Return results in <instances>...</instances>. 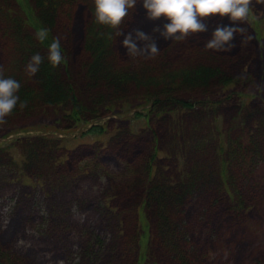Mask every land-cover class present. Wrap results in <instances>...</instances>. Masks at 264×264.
I'll use <instances>...</instances> for the list:
<instances>
[{"label":"rangeland","instance_id":"374dc122","mask_svg":"<svg viewBox=\"0 0 264 264\" xmlns=\"http://www.w3.org/2000/svg\"><path fill=\"white\" fill-rule=\"evenodd\" d=\"M83 9L79 11L83 13ZM143 11L138 0L120 25L123 29L118 36L121 46L123 33L136 28L150 33L155 41H163L158 32L152 31L162 20L148 19ZM205 22L207 25L212 22L208 25L212 30L217 24L241 21L210 14ZM74 23L72 35H62L65 61L71 63L69 72L77 70L79 94L85 85L93 93L103 94V89H97L93 82L83 84L78 72L84 59L80 28L85 29V22L79 15ZM243 26L245 31L237 32L230 50L205 48L207 32L196 33L200 37L197 42H186L184 52L197 47L190 51L194 60L217 59L224 66L231 65L229 72L240 78L231 85L234 95L226 94V98H222V92L218 91L209 98L216 104L212 103L206 110L195 106L194 111H199L196 113L199 116H192L191 109L176 106L172 113L133 118V110L141 106L139 100L133 98L137 87L129 84L123 92L133 104L104 111L98 119L81 116L83 122L75 130L61 120L58 109L24 116L11 112L0 121V139L16 131L13 134L20 139L17 144L26 141L22 146H13V141L0 143V253L11 257L12 262L8 264H179L167 257V251L161 250L166 230L159 223L163 216L155 192L158 184L162 186L159 175L167 184L166 177L177 174L182 156L212 167V162L216 161L213 150L220 134L224 133L230 142V153L233 152L232 141H248L252 130L264 137V0H252L250 15ZM66 37H72L75 44L71 55L73 57L74 50L76 61L70 57V48L65 46ZM157 46L161 49L160 44ZM116 47L117 41L112 44L113 49ZM201 47L205 48L203 52ZM175 50L180 49L175 48L174 53ZM4 57L0 51V62ZM119 58L135 63L146 57L129 56L125 48ZM181 60L184 59H173ZM250 72L254 79L248 84L241 83L242 77ZM108 99L117 101L119 96L113 94ZM80 102L91 108L96 104L93 102L91 106L87 98H80ZM236 116L235 125L229 127ZM91 123L102 127V132L88 133ZM80 128L84 129V135L78 131ZM44 132H52L53 136L48 138ZM38 137H46L54 143H45ZM43 145H54L51 154L56 163L40 158L41 162L30 167L36 151ZM64 147L72 151L68 153ZM75 155L79 157L77 162ZM148 158L147 173L148 164L142 171L140 165L145 166ZM151 158L155 159L154 164ZM24 166L27 168L23 169ZM229 166L236 167L234 163ZM154 168L158 176H154ZM54 170L59 172L57 186L52 184L55 180L46 175H34L52 176ZM230 172L236 175L243 195L237 210L229 209L234 189L218 176L200 183L180 205L171 199L169 212L179 220V211L181 215L179 252L190 264H264V165L255 172ZM216 181L224 190L213 198ZM144 201L150 204L143 213L150 236L141 256L139 216Z\"/></svg>","mask_w":264,"mask_h":264},{"label":"trees","instance_id":"16d2710c","mask_svg":"<svg viewBox=\"0 0 264 264\" xmlns=\"http://www.w3.org/2000/svg\"><path fill=\"white\" fill-rule=\"evenodd\" d=\"M80 8H85L83 13L79 11ZM92 9V0H0V51L5 56L0 62V71H3L4 75H12L20 80L21 87L18 94L21 100L27 101L22 107L18 102L12 112L24 116L49 109H58L61 120L68 122L69 128L74 129L77 126L80 127L79 124L83 122L81 116L98 117L104 111L116 109L121 107L124 102H129L128 96L123 92L129 84L132 87H137L135 88L137 94L133 98H137L140 104L152 102L149 108L143 113L134 114V117L160 116L172 113L176 106H181L186 110L191 109L192 115L199 116L200 114H196L199 111H194V107L199 106L206 110L212 103L216 104L209 98L218 91L222 92V98H226V94H235L231 85L236 84V80L240 78L229 72L232 68L231 65L224 66V63L217 59L194 60L192 52L190 53L194 48H197L194 46L184 52V47H187L186 42L199 41L200 37L196 33L189 34L185 39L174 42L161 36L163 41H156L157 44L161 45L159 54L139 58L135 60V63H127L119 58L125 47L119 44L118 36L114 35L115 29L95 22ZM79 15L85 22V29L82 26L80 28L83 37L81 50L84 59L80 63L78 72L83 78V84L93 82L97 89H103V94L93 93L86 85L79 94L77 70L69 72L70 60L66 62L64 59V62L62 61L54 67L46 58L47 45L54 37L60 38L61 50L65 56L66 51L62 35L68 33L72 35L74 19L78 18ZM128 16L129 14L124 18V21L127 20ZM41 27L49 29L48 39L45 41H40L36 36ZM116 41L117 47L113 49L112 44ZM64 43L70 48L69 53L72 57L71 48L75 45L72 37H66ZM175 48H179L181 51L175 50L176 53H174ZM204 49L201 47L202 52ZM209 50L211 51V49ZM34 52H40L45 56V59L39 70L34 75H30L26 71L25 65ZM73 58L76 61L74 50ZM174 58L184 60L175 62L173 61ZM253 79L254 75L250 72L249 75L247 73L242 77L241 83L248 84ZM225 91L228 93L224 94ZM106 94L108 95L107 98ZM113 94L119 96V100L108 99ZM80 98L83 100L87 98L91 106L93 102L96 104L92 108L88 107L80 102ZM90 108L91 110H89ZM24 111L30 112L24 113ZM241 117L239 116V119ZM237 119L238 116L232 118L228 126L233 127ZM239 124L242 125V122ZM89 132L100 133L102 127L94 126ZM248 138V141L240 142L234 139L232 141L233 152L230 153V142H227L224 133L220 134L217 137L218 144L213 150L216 161L212 162V167L182 156L179 158V165L181 166L177 165V174L174 177H166L169 180L167 184L163 182L162 175L154 170V176L159 175L158 179L162 180V186L158 184L155 192L158 195L157 205L161 210L160 215L163 216L159 223L166 230V236L161 239V250L167 251V257H172L179 264H190L184 261L185 255L179 252L182 246L181 229H179L181 215L179 211V220L175 214L171 215L169 212L171 199H175L176 204L180 205L182 200L193 194L200 183L203 184L218 176L220 179L222 178L223 183L234 189V192L230 194L233 204L229 206V209L233 211L232 208L235 210L239 208L240 198L243 199V195L240 194V185L236 175L230 171L255 172L264 165V137L262 133L252 130ZM40 140L45 141V143H54L46 137H42ZM53 147L54 145H43L39 148L30 167L41 162L40 158H43L44 162L55 164V158L51 154ZM182 159L183 162L181 163ZM151 161L154 164V158H151ZM144 163L145 166L143 163L140 165L141 171L145 170L147 164H150V158ZM230 163H234L236 167L232 169L229 166ZM26 168L27 166L23 167V169ZM149 168L150 166H147V173ZM52 173V176L43 173H35L34 175H46L51 180L58 181V170H54ZM222 190H224L223 187L216 181L213 185V196L219 197ZM149 206L150 204L146 201L142 202L139 216L141 256H144V248L147 246L150 236L149 224L143 215ZM7 260L8 256L0 253V263L3 261L4 264H7ZM138 262L141 263V260L139 259Z\"/></svg>","mask_w":264,"mask_h":264},{"label":"clouds","instance_id":"9594fccd","mask_svg":"<svg viewBox=\"0 0 264 264\" xmlns=\"http://www.w3.org/2000/svg\"><path fill=\"white\" fill-rule=\"evenodd\" d=\"M138 0H92L93 18L95 22L115 29L116 36L121 35L120 27L124 18L133 10ZM145 16L148 19H161V24L153 26L152 31L158 32L164 39L183 40L189 34L208 30L205 19L210 14L220 17L227 15L231 21H243L250 15L252 0H140ZM245 31L243 24H217L211 31L204 47L214 50H230L233 46L234 36L237 32ZM49 29L41 27L36 36L40 41L48 39ZM111 35V33H109ZM137 41H142L138 44ZM122 46L126 48L129 56L145 57L155 56L160 49L150 33L136 28L123 33ZM59 37H54L47 45L46 58L52 66L59 65L65 56L61 50ZM45 56L34 52L25 65L26 71L34 75L40 68ZM21 82L12 75H4L0 71V121L17 106H24L27 101L21 100L18 90Z\"/></svg>","mask_w":264,"mask_h":264}]
</instances>
